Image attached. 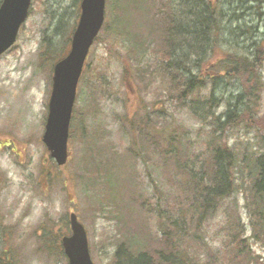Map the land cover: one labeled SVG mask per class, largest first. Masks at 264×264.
Instances as JSON below:
<instances>
[{"label": "rangeland", "instance_id": "374dc122", "mask_svg": "<svg viewBox=\"0 0 264 264\" xmlns=\"http://www.w3.org/2000/svg\"><path fill=\"white\" fill-rule=\"evenodd\" d=\"M114 2L106 0L105 22L77 82L61 166L41 135L52 65L69 48L79 0H31L14 44L0 55V259L67 264L60 239L70 234L73 212L93 264H112L122 242L134 252L180 250L183 264L260 262L264 238L254 235L249 196L251 159L264 151L259 127L242 117L224 132L240 161L234 192L210 213L192 204V189L205 178L212 115L223 121L229 104L242 106L244 79L231 75L213 87L205 80L195 99L181 102L182 80L170 74L179 72L165 53L164 19L174 0H123L121 11L111 8ZM224 9L225 29L214 48L223 42L228 50L251 52L264 37V1L225 0ZM258 74L255 123L264 127V56ZM243 98L251 105L253 97Z\"/></svg>", "mask_w": 264, "mask_h": 264}, {"label": "trees", "instance_id": "16d2710c", "mask_svg": "<svg viewBox=\"0 0 264 264\" xmlns=\"http://www.w3.org/2000/svg\"><path fill=\"white\" fill-rule=\"evenodd\" d=\"M224 1L174 0L175 10L164 19L166 21L164 30L166 59H170L168 64L172 63V67L179 72L170 74L182 80L176 95L181 102L195 99L192 97L193 91L205 80L209 81L213 87L221 79L224 81L230 79L231 75L241 76L244 79L243 87L241 86L238 94L242 106L238 108L237 105L229 104L223 113V121L219 120V116L212 115L214 130L205 143L207 150L205 178H198L192 189V193L195 194L192 200L193 207L202 213L212 212L219 200L228 197L236 189L233 174L234 170L237 171L240 161L236 157L237 152L223 141L224 132L240 123L238 120L242 117L246 122L249 121V124H254L264 132V127L255 123V96L253 95V93L261 92L262 82L258 68L264 56L262 46L264 37L259 43L254 44L253 50L249 53H242L236 48L230 50L223 48V42L214 48L215 42L221 40L225 29L222 25L225 15ZM133 6L136 4L133 3ZM111 8L121 11L125 9V4L123 0H115ZM119 23L122 22L119 21ZM214 53L218 56L209 64H203V61L213 57ZM61 57L59 56L57 60ZM205 67L206 71L200 72V69ZM171 82L177 85L176 82ZM242 95L245 98L253 97L251 105L243 101ZM243 105L247 106L244 111H242ZM260 143V149L264 148V137L261 138ZM169 155L170 159L175 160V152L170 151ZM251 164L252 180L249 183V196L255 219L254 235L264 238V151L255 155L251 159ZM188 172L190 174V171ZM200 172H203L202 169ZM131 248V245L123 242L119 244L112 257V264H183L180 250L162 247L153 252H134ZM165 253H169V259H166ZM253 264H264V259Z\"/></svg>", "mask_w": 264, "mask_h": 264}, {"label": "water", "instance_id": "95a60500", "mask_svg": "<svg viewBox=\"0 0 264 264\" xmlns=\"http://www.w3.org/2000/svg\"><path fill=\"white\" fill-rule=\"evenodd\" d=\"M30 0H2L0 3V54L15 41L25 20ZM105 0H80L79 16L70 38L68 53L53 66L48 111L42 135L49 155L57 165L67 157L68 127L78 78L89 47L104 20ZM71 233L61 238L67 264H93L86 233L74 213L69 214Z\"/></svg>", "mask_w": 264, "mask_h": 264}, {"label": "flooded vegetation", "instance_id": "af4514ba", "mask_svg": "<svg viewBox=\"0 0 264 264\" xmlns=\"http://www.w3.org/2000/svg\"><path fill=\"white\" fill-rule=\"evenodd\" d=\"M0 263H1V264H4V263H7V262H5V261H2V260L0 259Z\"/></svg>", "mask_w": 264, "mask_h": 264}]
</instances>
